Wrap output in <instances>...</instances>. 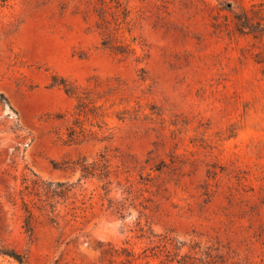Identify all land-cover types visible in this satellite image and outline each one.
Wrapping results in <instances>:
<instances>
[{
	"label": "rangeland",
	"instance_id": "obj_1",
	"mask_svg": "<svg viewBox=\"0 0 264 264\" xmlns=\"http://www.w3.org/2000/svg\"><path fill=\"white\" fill-rule=\"evenodd\" d=\"M207 249L264 264V0H0V264Z\"/></svg>",
	"mask_w": 264,
	"mask_h": 264
},
{
	"label": "trees",
	"instance_id": "obj_2",
	"mask_svg": "<svg viewBox=\"0 0 264 264\" xmlns=\"http://www.w3.org/2000/svg\"><path fill=\"white\" fill-rule=\"evenodd\" d=\"M98 163H93L91 165L84 164L82 166V173L83 176H90L94 175L95 171H97ZM44 188H46L48 193H52L54 197L63 198L70 192H72L75 188V184H69V183H48L43 184ZM52 187L54 189L52 190ZM30 214L31 212L27 210ZM32 216V214H31ZM27 224L30 225V217L27 219ZM176 248V246H175ZM179 250V248H176ZM213 253L210 249H207L205 251H202L201 257L192 256L190 254L180 255L179 253L168 256V261L163 264H212L209 262V260H213ZM206 260V261H205Z\"/></svg>",
	"mask_w": 264,
	"mask_h": 264
}]
</instances>
